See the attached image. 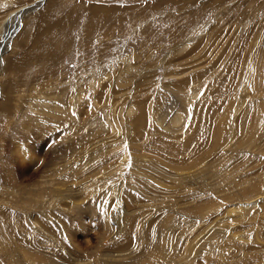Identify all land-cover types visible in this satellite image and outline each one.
<instances>
[{"label": "rangeland", "instance_id": "374dc122", "mask_svg": "<svg viewBox=\"0 0 264 264\" xmlns=\"http://www.w3.org/2000/svg\"><path fill=\"white\" fill-rule=\"evenodd\" d=\"M0 264H264V0H0Z\"/></svg>", "mask_w": 264, "mask_h": 264}, {"label": "bare ground", "instance_id": "6f19581e", "mask_svg": "<svg viewBox=\"0 0 264 264\" xmlns=\"http://www.w3.org/2000/svg\"><path fill=\"white\" fill-rule=\"evenodd\" d=\"M179 118L178 116L175 117V123L178 122ZM252 203H256V202H252Z\"/></svg>", "mask_w": 264, "mask_h": 264}]
</instances>
